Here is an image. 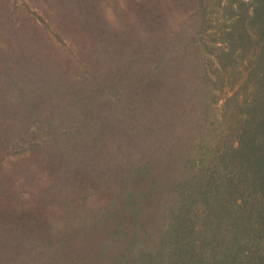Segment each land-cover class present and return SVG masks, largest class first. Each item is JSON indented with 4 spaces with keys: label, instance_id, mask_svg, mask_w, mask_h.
<instances>
[{
    "label": "trees",
    "instance_id": "16d2710c",
    "mask_svg": "<svg viewBox=\"0 0 264 264\" xmlns=\"http://www.w3.org/2000/svg\"><path fill=\"white\" fill-rule=\"evenodd\" d=\"M0 264H264V0H0Z\"/></svg>",
    "mask_w": 264,
    "mask_h": 264
},
{
    "label": "rangeland",
    "instance_id": "374dc122",
    "mask_svg": "<svg viewBox=\"0 0 264 264\" xmlns=\"http://www.w3.org/2000/svg\"><path fill=\"white\" fill-rule=\"evenodd\" d=\"M222 103V100L219 101V105ZM90 250H92V247H89Z\"/></svg>",
    "mask_w": 264,
    "mask_h": 264
}]
</instances>
